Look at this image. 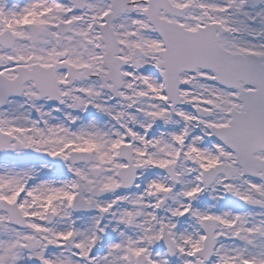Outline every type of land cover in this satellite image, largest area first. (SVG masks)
<instances>
[{"label": "snow or ice", "instance_id": "1", "mask_svg": "<svg viewBox=\"0 0 264 264\" xmlns=\"http://www.w3.org/2000/svg\"><path fill=\"white\" fill-rule=\"evenodd\" d=\"M0 264H264V0H0Z\"/></svg>", "mask_w": 264, "mask_h": 264}]
</instances>
